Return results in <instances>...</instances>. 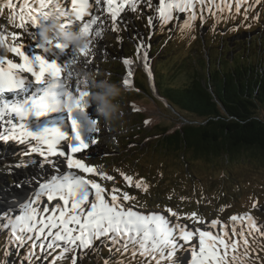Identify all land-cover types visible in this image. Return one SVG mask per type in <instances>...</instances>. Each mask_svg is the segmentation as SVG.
<instances>
[{
	"label": "snow or ice",
	"instance_id": "snow-or-ice-1",
	"mask_svg": "<svg viewBox=\"0 0 264 264\" xmlns=\"http://www.w3.org/2000/svg\"><path fill=\"white\" fill-rule=\"evenodd\" d=\"M256 6H264V0H22L20 4L6 0L2 7L13 12L19 8V22L12 16L8 19L24 34L31 35L28 25L35 28L57 13L62 18L60 27L76 26L87 44L71 48L74 55L57 63L46 58L49 49L42 44L35 46L39 52L28 55L26 45L16 42L20 38L17 32L10 34L16 43L0 34V43L12 54L11 58L0 54V143L25 146L20 152L23 158L4 167L8 175H14L17 169H38L0 188V233L6 234L0 264H16L8 259L13 254L19 264H83L84 257L100 251L101 246L109 252L104 264H235L239 242L230 239L233 236L244 237L243 255L251 258L247 236L256 232L264 237V226L248 213L231 215L228 219L233 227L229 230L223 221H208L197 211L181 214L170 206L142 211L131 203L136 196L98 182L113 181L114 177L100 166L85 162L102 129L98 116L89 120L83 115L89 108L91 91L73 65L88 71L105 31L117 33V42L122 44L119 33L127 30L126 13L144 19L147 11L145 27L150 32L159 26L161 31L178 30L183 36L195 28L197 21L203 24L209 18H214L213 30L216 24L237 16L247 21ZM251 18L258 19L259 14ZM138 38L139 33L134 39ZM53 46L69 48L59 39ZM136 57L153 77L149 47L143 40L137 43ZM122 63L127 66L122 83L130 86L135 61L123 58ZM93 70L99 72L94 64ZM61 103L66 107L55 111L54 105ZM77 116L86 122L87 132L94 134L91 139L84 135V124ZM89 123L97 127L93 129ZM116 171L129 187L149 191L144 178L133 184L132 176ZM10 194L15 207L7 206ZM228 207L221 206L220 211ZM185 220L191 224L183 223ZM221 225L220 231L212 230ZM229 249L231 257L227 255ZM180 252L186 259L178 258ZM116 256L121 258L114 260Z\"/></svg>",
	"mask_w": 264,
	"mask_h": 264
},
{
	"label": "rangeland",
	"instance_id": "rangeland-1",
	"mask_svg": "<svg viewBox=\"0 0 264 264\" xmlns=\"http://www.w3.org/2000/svg\"><path fill=\"white\" fill-rule=\"evenodd\" d=\"M5 2L6 0H0V34L8 35L10 43H24L26 45L24 51L28 55H32L36 50L39 52L40 50L36 49L35 46L42 44L49 49L46 53V58L50 61L52 59L56 60L54 56L56 48L53 45L57 39L67 45L69 43H65L64 39L66 36L74 33L80 34L78 28L74 26L62 29L60 27L62 18L57 13H52L46 22L41 23L35 28L28 25L31 35L24 34L23 30L16 28L8 19L9 16H12L15 22L18 23L19 8L13 12L11 9L2 7ZM14 2L20 4L22 0H14ZM257 13L259 14V18L253 19V23L255 22L253 26L249 20L244 21L241 16L236 17L243 26L242 29L250 31L259 22V19L262 18L264 20V6H256L249 14L250 18L256 16ZM148 14L146 11L145 18L140 20L132 13L124 14L127 30L119 33L122 37V44L117 42V33L111 31L103 33L100 43L95 48L96 55L93 62L99 68L98 73L93 70V64L88 66V71L86 72L81 71L80 66L75 67V71L80 72L81 78L87 80L91 91V95L88 97L89 108L86 109L87 113L83 115H86L89 120L95 119L98 116L100 118L99 126L102 129L99 133L98 143L88 150V157L85 162L90 165L100 166L102 171L111 174L114 177L113 181L99 180L98 182L106 188L117 187L128 191L130 195L136 196L137 199L131 201V203H135L142 211H160L165 206H170L181 214L197 211L208 221L213 219L223 221L229 230L233 227L231 221L228 219L231 215L248 213L255 218V221L259 225L264 226V162L261 159L247 160L244 157L237 161H227L217 157L208 159L202 155H196L192 151H185L178 155L163 154L154 150V146L152 145L157 139L156 126L173 127L176 129L186 124L187 121L161 104L160 100L149 98L150 91L147 95L133 93L134 87L141 91H146V88L148 89L149 75L135 56H132V58H135L134 60L128 56L130 50L134 48L133 46H137L140 40H143L149 47L156 32L165 33L168 31L167 28L161 31L159 26H157L150 32L145 27ZM54 20H59V29L54 28L50 34L51 38H45L43 28L52 25ZM232 20L227 21L230 24ZM227 21L216 24L217 29L222 30L226 28ZM213 24L214 18H209L203 24L197 21L195 28L191 32L199 33L200 39H204L203 36H207L210 40L211 32L209 31ZM232 29H236V27H232L225 34H223L224 31L217 30V38L225 36L224 39L226 40L227 36L234 35L235 30ZM12 32L19 34L20 38L18 41H11L10 34ZM256 32L250 34V36H256L260 33L257 34ZM137 33H139V38L134 39ZM187 34L189 32H186L184 35ZM173 37L175 42L185 41L178 30L173 33ZM246 37L248 38L249 36L236 34L234 37L227 39L229 43L228 50H220L219 48L211 50L210 59L212 63L214 57L219 55L225 56L227 53H231L235 42ZM189 39L191 38L189 37ZM209 40L207 41V47L211 45ZM49 42L52 43L49 44ZM70 44L73 45L72 48H81L77 47L75 43ZM216 44L214 43L215 47H220L219 45L216 46ZM235 46L237 50L241 48L238 45ZM182 47L185 48L182 45L179 47V51ZM187 50L190 51V49H184V55L187 53ZM237 50L234 51L236 52ZM164 51L168 53L169 46H166ZM71 53L74 55L72 49ZM183 53L180 52V55ZM0 54H3V52L0 51ZM204 55L207 58V54ZM6 56L11 58L12 54L8 53ZM149 56L150 62H152L153 57L150 55V50ZM227 56H230V54H227L225 59H229ZM240 56V54L235 55V59H238ZM260 56L264 57L263 51L260 52ZM123 58H130L135 61L132 66L134 72L132 79H135V85L133 81L130 86H125L122 83V77L125 76L127 70V66L122 63ZM163 65L164 63L158 66L160 76L161 74L167 75L169 72V67L163 69ZM163 83L165 84V82ZM163 83L161 88H164ZM112 84H118L123 90L119 98L112 94L110 88ZM175 84L176 86H180L181 79L176 80ZM106 103H111L121 109L119 112L121 120L119 122L115 124H106L104 122L101 109L105 107ZM257 116L264 121V105L257 112ZM77 118L84 124V135L91 139V135L94 134L87 132V124L80 116H77ZM145 120L149 121L147 125L144 124ZM15 144L16 148L12 152L9 151V144L3 143V145H0V155L6 157V159L0 161V178H2L0 180V188H3L5 185H13L23 174L28 175L29 173L28 169H23L20 173L15 172L14 175L6 173L5 165L17 162L23 158L20 152L25 146ZM117 169L123 171L126 175L132 176L133 184L141 177L144 178L149 185V191L144 193L135 187H129V182L123 179L119 171H116ZM182 197L185 198L183 201L181 200ZM147 202L150 206H145L144 208L143 205ZM254 203L257 205L255 208L253 207ZM225 205H230V207L225 211H220L221 206ZM182 222L191 224V221L187 220ZM223 226L221 225L220 228H217V232ZM235 227L238 230L240 229V221L236 222ZM244 231L247 232L246 227ZM5 239L6 234L0 233V260L4 259L2 246L5 243ZM230 239H236L239 242L238 249L242 250L235 253L238 257L235 264H250L246 260L247 256L243 255L244 247H246L243 243L244 237L233 236ZM247 239L250 242L247 245L250 250H257V248L260 249L264 246V237L260 236L259 233L253 232L247 236ZM258 252L262 253L261 251ZM20 255L23 256V251H21ZM177 255L181 260L186 259V255L183 252ZM227 255L228 257L233 255L231 249L228 250ZM108 257V248L101 246L100 251L90 252L86 255L83 259V264H104V259ZM120 258L116 256L113 259ZM8 259L10 262L15 261L16 264H19V260L15 254L8 257Z\"/></svg>",
	"mask_w": 264,
	"mask_h": 264
},
{
	"label": "trees",
	"instance_id": "trees-1",
	"mask_svg": "<svg viewBox=\"0 0 264 264\" xmlns=\"http://www.w3.org/2000/svg\"><path fill=\"white\" fill-rule=\"evenodd\" d=\"M234 20L230 24L227 21L226 28L222 30H218L217 25L215 30L211 28L210 40L207 36L200 39L199 33L191 31L181 35L185 41L175 42V31H159L152 38L149 46L153 57L150 62L153 73L151 87L161 104L187 121L176 129L156 126L157 139L152 145L156 152L180 155L192 151L208 159L217 157L237 161L245 157L247 160L261 159L264 162V121L257 116L264 105V57L260 56L261 51L264 53V20L259 19L250 31L242 29L238 18ZM248 20L253 26V19ZM232 27H236L234 35L228 38L236 34L249 37L235 42L241 48L237 50L235 45L232 46L231 53H227L230 54L227 56L229 59H225L227 54L219 55L213 58L212 63L211 50H228L229 47L228 38H217V30L225 34ZM254 32L260 33L250 36ZM207 39L211 43L209 47ZM214 43L220 47H215ZM182 45L185 48L179 51ZM166 46H169L168 53L164 51ZM133 47L128 56L137 58V46ZM184 49L190 51L187 50L184 55ZM180 52L183 54L180 55ZM204 54H207V58ZM237 54L241 56L235 59ZM162 63L163 69L169 67V72L160 76L158 66ZM180 79L181 85L176 86L175 81ZM133 83L135 85V79ZM162 83L164 88H161ZM147 87V92L134 87L133 93L147 95L150 89ZM149 98L154 100L151 94ZM143 206L150 204L147 202ZM257 250H250L251 258L246 257L250 264L264 261V246ZM241 251L238 249V252Z\"/></svg>",
	"mask_w": 264,
	"mask_h": 264
},
{
	"label": "clouds",
	"instance_id": "clouds-1",
	"mask_svg": "<svg viewBox=\"0 0 264 264\" xmlns=\"http://www.w3.org/2000/svg\"><path fill=\"white\" fill-rule=\"evenodd\" d=\"M43 27V26H41ZM59 29V20H54L53 24L48 26V27H44L43 28V33L45 35V38H51L50 34L53 32V29ZM65 43H75L77 45V47H85L86 46V38L83 37L81 34L79 33H74L72 35L66 36L65 38ZM0 51L3 52V54H8L9 53V49L7 46H5V44L0 43ZM112 94L115 97H120L122 95V89L118 84H112L110 86ZM99 98V97H97ZM120 108L114 106L111 103H106L105 107L103 109H101V115L104 119V122L106 124H115L117 122H119L121 120V116L119 115L120 112ZM89 126L91 128H96L97 125L95 124H91L89 123Z\"/></svg>",
	"mask_w": 264,
	"mask_h": 264
},
{
	"label": "bare ground",
	"instance_id": "bare-ground-1",
	"mask_svg": "<svg viewBox=\"0 0 264 264\" xmlns=\"http://www.w3.org/2000/svg\"><path fill=\"white\" fill-rule=\"evenodd\" d=\"M74 27H76V26H74ZM68 45V47L69 48H67V49H63V50H61V49H55L54 50V56L56 57V61H57V63H62L63 61H66L67 59H69L71 56H73V54L71 53V48H72V44H67ZM76 66H80V65H73V68L75 69V67ZM60 111H62L63 109H61V107H60V109H59ZM59 111V112H60ZM7 144H9V147L8 148H10V152H12L15 148H16V144L15 143H13V142H8ZM0 145H3V143H0ZM3 159H6V157H4V156H2V155H0V161L1 160H3ZM23 171V169H17V170H15V172L16 173H20V172H22ZM28 171H29V173L28 174H30V173H33V172H36V171H38V169L37 168H35V167H33V168H29L28 169ZM27 174H23V176H21L20 178H23L24 176H26ZM2 178H0V180H1ZM5 186H7V185H5ZM4 186V187H5ZM13 192H16V191H18V190H16V189H13L12 190ZM8 199H9V204L7 205L8 207H15V204H12V195L10 194L9 196H8ZM18 199H20V200H22V197H20V198H18ZM214 232H217V229H212Z\"/></svg>",
	"mask_w": 264,
	"mask_h": 264
},
{
	"label": "water",
	"instance_id": "water-1",
	"mask_svg": "<svg viewBox=\"0 0 264 264\" xmlns=\"http://www.w3.org/2000/svg\"><path fill=\"white\" fill-rule=\"evenodd\" d=\"M151 96L154 98V99H158V100H160L159 99V97L152 91V89H151ZM161 101V100H160Z\"/></svg>",
	"mask_w": 264,
	"mask_h": 264
}]
</instances>
